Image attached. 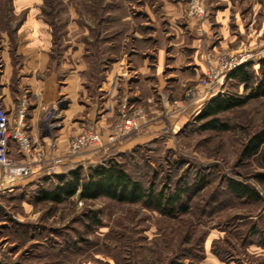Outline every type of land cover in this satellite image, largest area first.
Instances as JSON below:
<instances>
[{
    "label": "rangeland",
    "instance_id": "374dc122",
    "mask_svg": "<svg viewBox=\"0 0 264 264\" xmlns=\"http://www.w3.org/2000/svg\"><path fill=\"white\" fill-rule=\"evenodd\" d=\"M234 1L243 16L255 17V38H264V0ZM194 2L205 6L204 17L189 13ZM258 2L259 8L254 6ZM210 4L224 2L0 0V93L4 95L8 76L6 53L17 69L9 75L11 99L16 107L26 101L27 117L36 115L32 159L57 154L67 148L72 135L104 130L144 107L137 114L143 122L140 130L96 153H78L68 162H82L86 169L88 163L111 156L145 184L155 172L158 185L184 178L190 187L184 196L186 209L173 216L146 200L84 198L81 190L53 203L35 199L40 176L10 184L2 180L0 166V264H264V183L257 178L264 171V144L259 153L245 155L252 136L264 127V97L221 113L228 128L199 130L194 121L212 94L243 91L228 78L217 90L206 91L204 75L217 56L250 50L248 61L253 60L259 72L264 47L237 28L243 44L208 51L206 70L193 85L177 90L184 102L170 108L157 94L154 101L133 99L131 93L150 92L144 86L113 93L118 75L123 80L130 71L137 73L146 52L158 51L168 40L174 15L194 20L203 34ZM117 61L120 72L115 74ZM50 86L55 97L46 101L43 90ZM183 110L189 112L186 121ZM203 174L205 179L197 183L196 177ZM231 178L249 184L259 196L235 193L227 186Z\"/></svg>",
    "mask_w": 264,
    "mask_h": 264
},
{
    "label": "trees",
    "instance_id": "16d2710c",
    "mask_svg": "<svg viewBox=\"0 0 264 264\" xmlns=\"http://www.w3.org/2000/svg\"><path fill=\"white\" fill-rule=\"evenodd\" d=\"M253 63V60L244 62L227 76L233 84L242 85V92L230 89L218 92L209 96L202 104L194 116V121L199 123V130L228 128L226 122L221 119V113L241 107L252 99L264 97V56L258 60L259 72L255 70ZM188 123L190 125L192 122ZM263 144L264 127L252 136L251 143L245 149V155L251 156L259 153L260 146ZM88 165L85 169L82 162L67 161L62 165L59 173H38V177L43 174L44 176L35 180L39 182L35 190V199L59 203L81 190V196L84 198L106 196L119 201L146 200L151 202L155 209L171 216L187 207L184 203V196L187 195L190 187L184 178L174 180L173 183L169 180L167 182L166 179L163 184L158 185L156 176H154L155 172H152V177L145 184L139 176L111 156L100 161H92ZM257 178L264 183V171L259 172ZM196 179L197 183L203 181L204 174L197 176ZM227 186L237 194L252 198L259 196L255 188L240 180L231 178ZM256 226V224L251 226L253 232Z\"/></svg>",
    "mask_w": 264,
    "mask_h": 264
},
{
    "label": "crops",
    "instance_id": "0c3cea01",
    "mask_svg": "<svg viewBox=\"0 0 264 264\" xmlns=\"http://www.w3.org/2000/svg\"><path fill=\"white\" fill-rule=\"evenodd\" d=\"M223 2L224 4L209 5L210 15L203 21V29L205 30L203 34L197 31L194 20L187 17L178 18L177 15H171L173 16L170 18V27L172 31L166 34L168 40H163L164 43L161 47H158V51L154 52V50H152L151 54L146 52L147 54H145L142 63L138 70H136L137 73H132L130 71L123 80H120L122 77L118 75L115 86H113V88H115L113 93L116 94L120 88L129 87L132 90L136 89L138 86H144L149 88V90L151 89L148 94L134 96L133 93H131V97H134L133 99H138V101L145 99L154 101L156 99V94L161 95L163 104L170 108L184 102V95L176 96L177 90L180 91V89L193 85L198 77L204 73L207 67L206 53L208 51L231 48L236 44L237 46L242 45L244 41V39L241 38L243 33L249 36L248 39L250 42L260 43V45L264 47V38L259 35V37L255 38V32H253L251 28L255 23V17L248 19L247 16H243L239 11V7H237L238 4H235L234 0H223ZM174 5L177 4H172L170 7ZM255 5L257 8L260 7L259 2L258 4H254V6ZM151 18H153V16H151ZM237 28H239L240 34H242L241 37L236 33ZM16 50L20 52L19 49ZM3 57L5 61V71L8 76L6 85L3 87L4 95L2 93L1 95L3 103L8 111L14 114L17 104L15 103L16 100L13 102L11 99L13 93L9 86V75L12 71L15 73L17 69H15L14 63L9 61L6 53L5 55L3 54ZM120 64L121 61L115 63V74L120 72L118 71ZM13 66L14 69L12 70ZM67 86H71V84H67ZM71 89L73 88L71 87ZM152 90H156V93ZM164 90L169 95L168 99H165L166 93L163 92ZM43 91L44 100L51 101L52 98L55 97L56 90L53 86L47 89L44 88ZM16 97L18 96L16 95ZM193 111V109L190 110L191 113ZM181 114L185 117V120L183 117H180V119L186 121L189 112L183 110ZM35 116L36 115L30 118L27 117V122L28 129L33 136L37 138L38 130L35 126ZM11 151L16 157L23 158V155L15 144L12 145Z\"/></svg>",
    "mask_w": 264,
    "mask_h": 264
},
{
    "label": "built area",
    "instance_id": "2783aa9c",
    "mask_svg": "<svg viewBox=\"0 0 264 264\" xmlns=\"http://www.w3.org/2000/svg\"><path fill=\"white\" fill-rule=\"evenodd\" d=\"M189 13L197 18H202L205 15V6L194 2L189 6ZM252 55L253 53L246 49L218 55L215 64L210 66L204 75L203 81L206 91L217 90L224 83L229 73L247 62ZM144 109V107L138 108L135 115H124L123 119L109 128H104V130L92 128L74 134L70 137L65 150L45 158L42 154H38L32 159L36 138L28 129L27 103L23 100L16 107V112L11 114L4 105L0 93V166L3 173L2 180L13 184L40 172L59 173L62 165L73 159L78 153L87 150L96 153L108 146L115 145L127 135L141 129L143 122L139 120L137 114ZM141 116L144 117V113ZM13 144L17 146L23 158H17L12 153Z\"/></svg>",
    "mask_w": 264,
    "mask_h": 264
}]
</instances>
